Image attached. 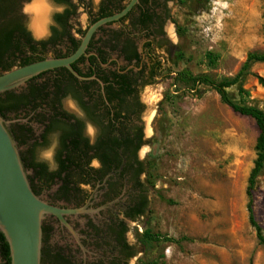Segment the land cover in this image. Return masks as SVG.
<instances>
[{
  "label": "rangeland",
  "instance_id": "1",
  "mask_svg": "<svg viewBox=\"0 0 264 264\" xmlns=\"http://www.w3.org/2000/svg\"><path fill=\"white\" fill-rule=\"evenodd\" d=\"M35 1L42 0H29L21 9L29 29ZM168 8L164 34L170 45L155 50L161 71L140 93L146 144L139 154L154 193L148 212L127 235L136 249L129 264H264L246 195L258 128L209 86L175 80L182 70L231 79L248 53L264 52V0H173ZM48 22L47 17L45 27ZM78 22L84 26V15ZM259 78L264 80V64L251 67L244 92L237 85L226 91L237 104L264 112ZM62 106L80 115L71 101ZM42 153L49 158L51 149ZM253 214L264 233V168L253 189ZM147 230L161 238H143Z\"/></svg>",
  "mask_w": 264,
  "mask_h": 264
},
{
  "label": "flooded vegetation",
  "instance_id": "2",
  "mask_svg": "<svg viewBox=\"0 0 264 264\" xmlns=\"http://www.w3.org/2000/svg\"><path fill=\"white\" fill-rule=\"evenodd\" d=\"M42 1L53 8L41 36L28 28L21 10L23 29L35 47V52L26 47V56L35 59L67 57L71 38L81 41L91 24L120 12L130 0ZM172 1L139 0L126 16L101 27L89 43L87 56L77 65L85 80L72 75L77 82H70L68 95L41 104L39 98L30 96L32 79L13 90L27 99L5 118L11 122L33 193L51 206L78 211L63 215L66 225L51 215L43 220L40 264H129L136 257L127 235L148 212L154 193L147 164L139 154L146 144L140 93L155 78H151L155 50L170 45L164 26ZM64 14L62 23L57 17ZM80 14L85 17L84 26L78 22ZM116 34L124 36L115 40ZM130 41L133 51H126ZM115 42L118 48L112 50ZM97 50L104 54L100 56ZM91 56L96 64L89 61ZM55 70L38 75L35 82L52 78ZM108 77L127 81L122 86L128 90L108 93ZM76 91L90 111L73 97ZM64 100L71 101L80 115L70 113L73 108L64 109ZM48 148L49 158L42 153ZM2 244L0 236V264H7Z\"/></svg>",
  "mask_w": 264,
  "mask_h": 264
},
{
  "label": "trees",
  "instance_id": "3",
  "mask_svg": "<svg viewBox=\"0 0 264 264\" xmlns=\"http://www.w3.org/2000/svg\"><path fill=\"white\" fill-rule=\"evenodd\" d=\"M29 0H0V75L4 72H8L15 67H22L33 62H37L42 60L43 58H33L26 56L25 48L28 47L30 51L35 52V47L31 46V41L27 37V33H25L24 27V18L21 14L22 5ZM200 1V0H199ZM56 3H65V0H54ZM122 9V8H121ZM118 9L117 11H120ZM111 15V14H107ZM105 15V16H107ZM58 20L62 23L65 22L66 14L60 15L57 17ZM99 19V18H98ZM97 20V19H96ZM95 20V21H96ZM84 35V34H83ZM124 36L123 34H116L115 40H119ZM22 38H26L22 42ZM71 49L70 52L67 54L70 55L73 53L77 47L79 46L80 41L70 39ZM129 43V42H128ZM119 42H115L111 44L112 50H117ZM148 50L151 49L149 43L145 46ZM125 50L133 51V43H130L125 47ZM98 54L101 56L104 54V51L97 50ZM136 56V55H135ZM56 58H62V56H58ZM176 58L179 60L181 59V55L177 54ZM131 58L128 56L127 60ZM84 60V57H81L77 62L73 63L71 66L72 68L79 74L82 75L80 69L78 68V64ZM91 63L96 64V58L91 56L89 58ZM254 64H264V52H250L247 54L244 63L242 64L239 72L233 78L223 79L220 81H214L207 75H200V76H193L187 70H182L176 74L175 80L183 85H206L213 89L223 104L229 107L234 113L239 114L241 116H246L254 120L259 135L256 140V160L254 162V167L250 173L248 178V186L246 190V195L248 198L247 202V212H248V220L250 225L253 227L256 233L257 241L260 245L264 247V233L261 226L255 220L253 214V189L256 183V179L260 175L261 171L264 168V112L256 107L252 106H241L237 104L227 93V89L237 85L240 92H244L242 88L243 82L247 75L250 72L251 67ZM161 71V65L157 58H154V63L152 66L151 78L156 77L158 73ZM103 70H100V74H105ZM110 75L116 74V71L110 72ZM32 83L31 86V94L32 97H37L41 101V104H44L46 101L45 99L56 98L63 94L66 96L69 94L70 90V82H77L75 79L66 69L60 68L56 69L52 78H47L43 80L41 83L35 82ZM261 84L264 85V80L259 78ZM109 82L108 86V93H113L115 95L124 94L128 89L127 87H123L122 84H127L128 82L119 78H109L107 79ZM115 86H114V85ZM85 90L87 88L85 87ZM71 92V91H70ZM73 94V93H72ZM75 99L79 101L81 106L84 108L85 111H90V109L85 105L83 101V97L80 95L78 91L73 95ZM26 96L24 94H16L14 91H9L4 94H0V114L5 118L7 114H10L14 111H17L18 108L22 105L25 101ZM6 119V118H5ZM46 120V118L44 117ZM60 123L51 122L50 125H59ZM62 125V124H60ZM69 158H66L68 160ZM63 160L62 162H64ZM1 236L2 244V252L7 259V264H10V257H9V248L7 243L5 242L4 237ZM142 237L147 240H155L161 238L159 235H152L149 230L143 232ZM165 240L171 242V239H167L164 237Z\"/></svg>",
  "mask_w": 264,
  "mask_h": 264
},
{
  "label": "water",
  "instance_id": "4",
  "mask_svg": "<svg viewBox=\"0 0 264 264\" xmlns=\"http://www.w3.org/2000/svg\"><path fill=\"white\" fill-rule=\"evenodd\" d=\"M138 2L130 0L120 12L91 24L71 55L44 58L4 72L0 75V94L16 90L38 75L59 68H65L79 80H85L71 65L87 56L89 43L101 27L126 16ZM10 124L0 114V234L8 245L10 264H40L43 220L51 215L66 225L63 215L78 211L61 210L33 193Z\"/></svg>",
  "mask_w": 264,
  "mask_h": 264
},
{
  "label": "bare ground",
  "instance_id": "5",
  "mask_svg": "<svg viewBox=\"0 0 264 264\" xmlns=\"http://www.w3.org/2000/svg\"><path fill=\"white\" fill-rule=\"evenodd\" d=\"M30 9L34 17L31 24L32 29L37 36H41L45 32L44 27L49 13V7L42 1H35Z\"/></svg>",
  "mask_w": 264,
  "mask_h": 264
}]
</instances>
